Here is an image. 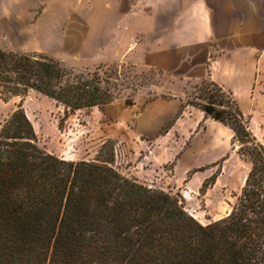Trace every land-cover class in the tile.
<instances>
[{"label": "trees", "instance_id": "trees-1", "mask_svg": "<svg viewBox=\"0 0 264 264\" xmlns=\"http://www.w3.org/2000/svg\"><path fill=\"white\" fill-rule=\"evenodd\" d=\"M100 69L0 49V100L33 91L65 113L103 112L116 87ZM185 106L229 128L232 150L250 165L226 217L201 225L176 197L122 176L112 140L95 161L44 151L18 106L0 126V264H264V147L232 93L210 79L186 94ZM216 176L203 181L201 195Z\"/></svg>", "mask_w": 264, "mask_h": 264}, {"label": "rangeland", "instance_id": "rangeland-1", "mask_svg": "<svg viewBox=\"0 0 264 264\" xmlns=\"http://www.w3.org/2000/svg\"><path fill=\"white\" fill-rule=\"evenodd\" d=\"M105 7L101 0H0L1 50L43 54L79 71H94L100 67L116 87L114 100L103 112L91 108L65 113L62 106L33 91L24 98H11L7 103L0 100V126L21 106L33 127L37 145L72 162L95 161L102 144L112 140L113 166L122 176L176 197L183 209L201 225L226 217L243 186L241 177L245 167L241 165L239 177L231 180V190L210 192L206 198L205 194L199 193L203 182L200 181L203 177L199 172L201 169L190 171L208 164L217 152L223 150V143L216 147V151L201 148L185 154L175 168V177L182 178L188 171L191 174L178 183L173 177L172 164L179 150L178 144L169 139L157 152L158 162H168L161 177L159 172L148 171V161L137 154V148L129 141L131 123L124 117L125 110L133 105L141 109L147 98L172 97L166 91L176 89L174 78L179 71L165 74L141 62L132 64L126 61L125 55L136 41L145 51L163 52L167 49V41L156 39L162 36L165 26L115 24L114 12L105 13ZM126 28L145 30L146 34L139 40L127 35L112 40L115 34L125 33ZM198 84L189 83L185 87L186 94L193 92ZM242 108L248 111L250 106L242 104ZM262 113L263 106L258 104L256 121ZM261 130L264 136V127ZM178 132L183 134L186 128L180 127ZM217 170L218 167L213 168L212 174H217Z\"/></svg>", "mask_w": 264, "mask_h": 264}, {"label": "crops", "instance_id": "crops-1", "mask_svg": "<svg viewBox=\"0 0 264 264\" xmlns=\"http://www.w3.org/2000/svg\"><path fill=\"white\" fill-rule=\"evenodd\" d=\"M101 1L106 4L105 13L114 12L115 24L165 26L162 36L156 39L167 41V49L163 52L145 51L136 41L125 55L126 61L143 63L165 74L179 71L174 78L176 89L166 91L172 98H147L141 109L133 105L124 113L131 123L129 141L137 148V154L148 161V171L159 172L161 177V173H165L164 166L168 162H158L157 152L170 139L179 146L172 161L173 177L178 183L187 179L190 171L197 169H203L199 172L203 173L200 181H204L214 174L212 169L218 167L215 183L207 189L206 198L210 192L231 190V180L239 177L240 166L243 165V184L250 165L232 150V131L205 117L200 110L185 106V87L189 83L210 79L230 91L242 115L249 120L250 132L264 147L261 130L264 127V0ZM145 34V30L126 28L125 33L115 34L111 39L118 40L119 36L127 35L139 40ZM242 104H249V110L245 111ZM258 104H262L263 113L256 121ZM180 110L182 114L179 116ZM180 127L186 128V132L179 133ZM221 143L223 150L217 152L208 164L192 168L182 178L175 177V168L185 154L201 148L216 151ZM227 155V159L218 166L217 163Z\"/></svg>", "mask_w": 264, "mask_h": 264}]
</instances>
